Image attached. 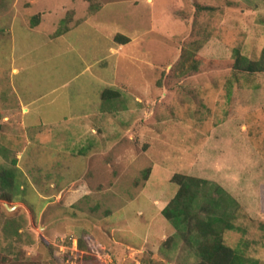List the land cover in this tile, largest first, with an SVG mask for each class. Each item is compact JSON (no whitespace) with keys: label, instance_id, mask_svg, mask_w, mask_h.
Returning <instances> with one entry per match:
<instances>
[{"label":"rangeland","instance_id":"obj_1","mask_svg":"<svg viewBox=\"0 0 264 264\" xmlns=\"http://www.w3.org/2000/svg\"><path fill=\"white\" fill-rule=\"evenodd\" d=\"M263 47L264 0H0V264H194L177 172L264 264Z\"/></svg>","mask_w":264,"mask_h":264},{"label":"trees","instance_id":"obj_2","mask_svg":"<svg viewBox=\"0 0 264 264\" xmlns=\"http://www.w3.org/2000/svg\"><path fill=\"white\" fill-rule=\"evenodd\" d=\"M119 36L122 38L121 43L129 39L124 34L116 35L118 39ZM244 63V65L239 66L242 70L264 71V47L259 60L251 61L244 58ZM172 181L179 184V188L175 196L162 209V213L176 228L185 229V232H182L187 233L189 238L191 237V242L196 245L199 254V260L194 264H245L246 258L224 242L223 229L228 221L225 219L224 223L223 217L215 213L206 214L204 219L199 214L198 209H195L202 180L177 172L172 176ZM260 187V207L264 212V183ZM202 209L205 208L202 207ZM220 223H223L225 227ZM227 226L233 225L228 223ZM85 262L96 264L95 258L91 255L85 258ZM144 262L152 264L151 261L144 260Z\"/></svg>","mask_w":264,"mask_h":264},{"label":"built area","instance_id":"obj_3","mask_svg":"<svg viewBox=\"0 0 264 264\" xmlns=\"http://www.w3.org/2000/svg\"><path fill=\"white\" fill-rule=\"evenodd\" d=\"M78 239H74L73 240V245L74 246V249L72 250V253L73 255H69V258H66V261H70V257H73L74 260L72 262V264H87L83 258V254H84V251L87 252V254H91L93 255L95 258H100L101 255H103L104 257H107V260L105 261L106 263H110V264H123V263H117V262H114L111 257H108L107 254L108 253V250L105 251L104 249H102L100 247V245L98 243L95 242V240L93 238H90V237H84V250H80L79 249V240L77 242ZM103 262V260H102ZM70 263V262H68ZM125 264H144V263H141L140 261H137L135 263H125Z\"/></svg>","mask_w":264,"mask_h":264},{"label":"water","instance_id":"obj_4","mask_svg":"<svg viewBox=\"0 0 264 264\" xmlns=\"http://www.w3.org/2000/svg\"><path fill=\"white\" fill-rule=\"evenodd\" d=\"M8 207H10V206H8Z\"/></svg>","mask_w":264,"mask_h":264}]
</instances>
